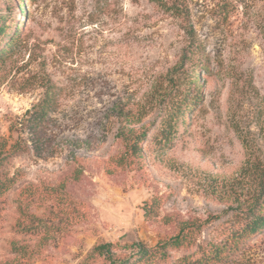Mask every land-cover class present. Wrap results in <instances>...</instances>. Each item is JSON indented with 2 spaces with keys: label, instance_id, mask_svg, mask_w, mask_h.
<instances>
[{
  "label": "rangeland",
  "instance_id": "obj_1",
  "mask_svg": "<svg viewBox=\"0 0 264 264\" xmlns=\"http://www.w3.org/2000/svg\"><path fill=\"white\" fill-rule=\"evenodd\" d=\"M0 14L17 35L0 56V148H25L6 165L0 261L12 244L35 252L27 264H82L99 243L129 255L192 219L218 241L264 186V0H0ZM46 92L56 107L35 129ZM59 185L79 220L46 197L31 209L43 230L15 233L19 190ZM229 264H264V229Z\"/></svg>",
  "mask_w": 264,
  "mask_h": 264
},
{
  "label": "trees",
  "instance_id": "obj_2",
  "mask_svg": "<svg viewBox=\"0 0 264 264\" xmlns=\"http://www.w3.org/2000/svg\"><path fill=\"white\" fill-rule=\"evenodd\" d=\"M176 9V6H172V11H176ZM9 30L10 25L7 18L0 14V56L9 52L10 50L7 51L9 45L15 43V40L10 42V38L15 39L16 32L13 31L10 34ZM8 42L10 43L8 44ZM194 69L197 67L195 66ZM56 102L55 93L46 92L43 99L33 107L30 114L35 121V129L47 119L49 113L56 107ZM122 135H124L126 153L140 161L141 143L146 140L145 132L139 133L131 129L124 131ZM23 145L24 140L19 137L8 151L0 148V196L16 185L18 177L16 175L9 176L6 165L12 158L23 152L25 149ZM114 161L120 165L132 164L126 155L117 156ZM260 175L261 180L264 179V171H260ZM46 197L51 198L59 206L55 212L59 222L79 220V212L77 210L71 212L72 206L77 204L68 199L61 185L44 191L37 186H24L19 190L15 200L17 214L15 233L32 236L43 230L44 226L36 224L37 220L31 209L38 201L46 200ZM146 205L147 203L144 205L145 216L148 217L149 212ZM210 219L204 222L194 219L179 221L176 224L177 231L174 235L160 240L152 248H146L142 244H133L129 255H116L117 252L113 244L99 243L93 247L87 260L82 264H90L96 259H103L108 264H229L237 252L243 248L245 240L264 229V186H260L259 192L253 196L250 204L241 210L240 215L236 216L237 220L224 223L217 235L218 241L210 240L204 243L200 237L203 230L210 224ZM215 219L218 220V218ZM11 250L13 258L0 261V264H27L35 253L27 244H12ZM180 251H183V254L174 258L173 252Z\"/></svg>",
  "mask_w": 264,
  "mask_h": 264
}]
</instances>
